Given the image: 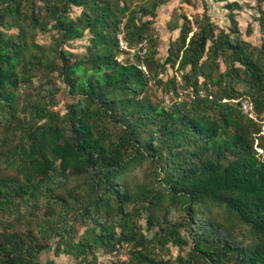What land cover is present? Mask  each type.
Returning a JSON list of instances; mask_svg holds the SVG:
<instances>
[{"label":"trees","instance_id":"obj_1","mask_svg":"<svg viewBox=\"0 0 264 264\" xmlns=\"http://www.w3.org/2000/svg\"><path fill=\"white\" fill-rule=\"evenodd\" d=\"M7 1L0 264H94L124 244L127 264H264V0L260 43L221 0L229 25L182 14L165 57L168 0Z\"/></svg>","mask_w":264,"mask_h":264},{"label":"rangeland","instance_id":"obj_2","mask_svg":"<svg viewBox=\"0 0 264 264\" xmlns=\"http://www.w3.org/2000/svg\"><path fill=\"white\" fill-rule=\"evenodd\" d=\"M130 3L136 7L143 3H149L150 0H129ZM228 1H238L242 5V9L238 10L237 19L239 21L240 28L245 36L252 40L254 43H260V31L258 23L255 20V15L260 8V4L257 0H228ZM226 1L221 0H168L166 3L159 6L157 10V16L155 20V27L158 32V37L160 41L159 45V56L165 57L170 41L175 38L179 33V27L182 23L181 15L185 14L189 17H193L198 14H202L205 7L208 8L213 20L220 26L226 27L229 25L227 18L228 9L225 7ZM251 23L254 29L253 33L248 36L246 35V29L248 24ZM39 40L41 42H49L51 36L49 34L39 35ZM167 101L170 100L172 93L163 94L159 91ZM169 95V96H167ZM60 107H64L67 98L64 94H60ZM178 248L172 247L171 253L176 256L178 254ZM52 251H45L42 255L43 261L47 259L48 256L52 255ZM69 259L68 261L72 264H80L77 259L71 255H66Z\"/></svg>","mask_w":264,"mask_h":264},{"label":"built area","instance_id":"obj_3","mask_svg":"<svg viewBox=\"0 0 264 264\" xmlns=\"http://www.w3.org/2000/svg\"><path fill=\"white\" fill-rule=\"evenodd\" d=\"M120 39V45L123 49L127 51L133 52L134 50L129 49L127 46L126 41L123 40L122 36L119 35ZM140 47L142 49L141 53L145 54L147 52V41L144 40ZM142 69L147 72V67L143 64L141 65ZM169 96V95H167ZM172 96H170V100L168 102H171ZM167 100V99H166ZM242 108L245 112L249 111L250 105L247 100L242 102ZM131 260V249L127 245H118L116 248H114L111 251L107 252H101L98 255V258L96 259L94 264H127Z\"/></svg>","mask_w":264,"mask_h":264},{"label":"crops","instance_id":"obj_4","mask_svg":"<svg viewBox=\"0 0 264 264\" xmlns=\"http://www.w3.org/2000/svg\"><path fill=\"white\" fill-rule=\"evenodd\" d=\"M52 255L48 256L47 259H54L56 261V264H72V262L68 261L66 255L62 254L59 256H55L53 252H51Z\"/></svg>","mask_w":264,"mask_h":264},{"label":"water","instance_id":"obj_5","mask_svg":"<svg viewBox=\"0 0 264 264\" xmlns=\"http://www.w3.org/2000/svg\"><path fill=\"white\" fill-rule=\"evenodd\" d=\"M12 1H15V0H9L6 3H4L2 6L6 5V4H8V3L12 2Z\"/></svg>","mask_w":264,"mask_h":264}]
</instances>
